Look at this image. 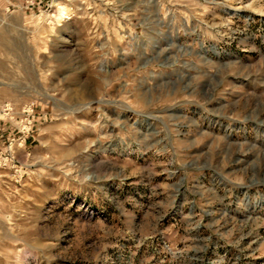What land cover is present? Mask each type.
<instances>
[{
  "label": "rangeland",
  "instance_id": "obj_1",
  "mask_svg": "<svg viewBox=\"0 0 264 264\" xmlns=\"http://www.w3.org/2000/svg\"><path fill=\"white\" fill-rule=\"evenodd\" d=\"M5 107L0 264H264V0H0Z\"/></svg>",
  "mask_w": 264,
  "mask_h": 264
},
{
  "label": "built area",
  "instance_id": "obj_2",
  "mask_svg": "<svg viewBox=\"0 0 264 264\" xmlns=\"http://www.w3.org/2000/svg\"><path fill=\"white\" fill-rule=\"evenodd\" d=\"M11 113V108L9 107H5L2 111H0V115L2 114L4 117L9 116ZM32 110L31 108H27L26 110H24L22 112V114L24 115V126L21 127V129H17V133H20L21 135H28V132L30 130V126H31V118H33V116L31 115ZM24 142V140H23ZM23 142H20L19 144L21 145ZM0 156H2L1 160L4 161L3 163H7V162H12L15 159L14 156V149H12V144L9 143L8 148L6 149V151L4 150H0Z\"/></svg>",
  "mask_w": 264,
  "mask_h": 264
}]
</instances>
